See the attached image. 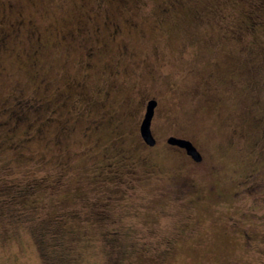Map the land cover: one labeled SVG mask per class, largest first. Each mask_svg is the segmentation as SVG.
<instances>
[{
	"label": "rangeland",
	"instance_id": "obj_1",
	"mask_svg": "<svg viewBox=\"0 0 264 264\" xmlns=\"http://www.w3.org/2000/svg\"><path fill=\"white\" fill-rule=\"evenodd\" d=\"M0 264H264V0H0Z\"/></svg>",
	"mask_w": 264,
	"mask_h": 264
},
{
	"label": "flooded vegetation",
	"instance_id": "obj_2",
	"mask_svg": "<svg viewBox=\"0 0 264 264\" xmlns=\"http://www.w3.org/2000/svg\"><path fill=\"white\" fill-rule=\"evenodd\" d=\"M115 27H117L116 24L113 25V27H112L113 32H115ZM150 99H154V100H155V106H154V108H153V115H152V117H151V121H150V123H151V125H152L153 120H154L155 115H156V109H157L158 104H159V100H158L157 97H155V96H151V97H148V98L146 99V102H145V104H144V108L142 109V113H141V117H140V119L143 118V115H144V112H145V108H146V104H147L148 100H150ZM140 121H141V120H140ZM140 123H141V122H139V124H138V128H137V130H138V135H139V137L141 138V141H142V142H143L148 148L154 146V145H155V142H156V139H155V136H154L153 133H152L151 126H150V130H151V134H152V136H153V138H154V142H153L152 144H149V143H147V142L143 139V137L141 136V132H140ZM169 136H175V137H178V138H184V139L189 140V141L192 143V145L195 147V149L198 151V153H199V158H198V159L193 158L191 155H189V154L187 153V151H186V149H185L184 147H180V146H178V145L168 143V142H167V138H168ZM165 143H166L167 146L170 147V149H172V150H174V151L180 153L181 155H183L184 157H186L189 161H191V163L194 164V165H196V164H200V163L203 161V153L200 151V149H199L198 145L195 143V141H193V140H192L191 138H189V137H186V136H184V135H176V134H174V133H171V134H168L167 137L165 138ZM186 183H187V184L184 185V186H182V185L180 186V185L178 184L177 187H176L177 189L175 188V189H168V190H171V191H177V192H182V193H183L184 191H189L190 189L195 188V183H193L191 180H190L189 182H186ZM182 184H183V183H182ZM184 187L186 188V190H183V189H185ZM210 189H211V188H210ZM198 196H199V195H196V197H198Z\"/></svg>",
	"mask_w": 264,
	"mask_h": 264
},
{
	"label": "water",
	"instance_id": "obj_3",
	"mask_svg": "<svg viewBox=\"0 0 264 264\" xmlns=\"http://www.w3.org/2000/svg\"><path fill=\"white\" fill-rule=\"evenodd\" d=\"M154 106H155V100L154 99L148 100V102L146 104V108H145L143 118H142L141 123H140L141 136L149 144H152L154 142V138H153V136L151 134V130H150V121H151V117L153 115ZM167 142L171 143V144L178 145L180 147H184L186 149L187 153L189 155H191L193 158H195V159L199 158L198 151L195 149V147L192 145V143L189 140L184 139V138H178L175 136H169L167 138Z\"/></svg>",
	"mask_w": 264,
	"mask_h": 264
}]
</instances>
